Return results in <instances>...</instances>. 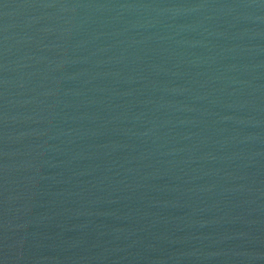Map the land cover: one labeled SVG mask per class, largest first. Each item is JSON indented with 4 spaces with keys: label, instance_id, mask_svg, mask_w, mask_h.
Returning a JSON list of instances; mask_svg holds the SVG:
<instances>
[{
    "label": "water",
    "instance_id": "95a60500",
    "mask_svg": "<svg viewBox=\"0 0 264 264\" xmlns=\"http://www.w3.org/2000/svg\"><path fill=\"white\" fill-rule=\"evenodd\" d=\"M0 264H264V0H0Z\"/></svg>",
    "mask_w": 264,
    "mask_h": 264
}]
</instances>
